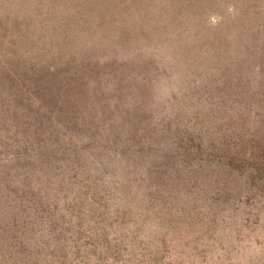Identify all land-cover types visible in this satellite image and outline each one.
Wrapping results in <instances>:
<instances>
[{"label":"rangeland","instance_id":"rangeland-1","mask_svg":"<svg viewBox=\"0 0 264 264\" xmlns=\"http://www.w3.org/2000/svg\"><path fill=\"white\" fill-rule=\"evenodd\" d=\"M0 264H264V0H0Z\"/></svg>","mask_w":264,"mask_h":264}]
</instances>
